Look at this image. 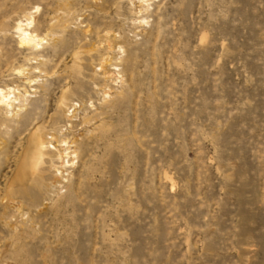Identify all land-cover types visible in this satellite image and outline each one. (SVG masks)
I'll list each match as a JSON object with an SVG mask.
<instances>
[{
	"label": "rangeland",
	"instance_id": "374dc122",
	"mask_svg": "<svg viewBox=\"0 0 264 264\" xmlns=\"http://www.w3.org/2000/svg\"><path fill=\"white\" fill-rule=\"evenodd\" d=\"M0 89V264H264V0H0Z\"/></svg>",
	"mask_w": 264,
	"mask_h": 264
},
{
	"label": "bare ground",
	"instance_id": "6f19581e",
	"mask_svg": "<svg viewBox=\"0 0 264 264\" xmlns=\"http://www.w3.org/2000/svg\"><path fill=\"white\" fill-rule=\"evenodd\" d=\"M27 27H28V24H25V21H20L17 24L16 29L18 33L19 44L21 46L37 47L41 40L37 39V36L30 33ZM11 94H12V91L10 89L8 91H3L0 89V106L5 107L6 109L12 107L14 101H12V98L10 97ZM45 148L46 147L44 146L43 140H41V138L36 133H33L30 138L29 153L23 165L24 168L28 169L30 166L35 165L38 161H40L41 158H43V156L46 154ZM55 150H56L55 153L57 152V157L59 158V160H63V158L65 160V157L67 158L68 155L71 154V152L70 153L67 152L68 149L67 150L66 149L65 150L55 149ZM65 163L66 162L64 161L62 164H65Z\"/></svg>",
	"mask_w": 264,
	"mask_h": 264
}]
</instances>
